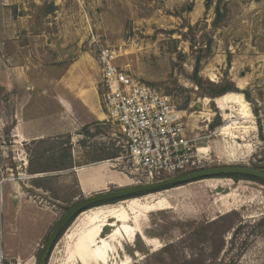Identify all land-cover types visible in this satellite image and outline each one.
<instances>
[{
	"label": "rangeland",
	"instance_id": "374dc122",
	"mask_svg": "<svg viewBox=\"0 0 264 264\" xmlns=\"http://www.w3.org/2000/svg\"><path fill=\"white\" fill-rule=\"evenodd\" d=\"M208 1L207 9V0H24L27 31L45 34L37 40L41 55L54 48L45 60L72 64L66 78L73 82L85 69L99 92L102 115H77L72 133L24 145L5 138L0 248L7 254L36 264L50 233L75 204L145 184L103 102L100 47L116 50L120 67L173 97L189 135L208 147L205 168L264 171V0ZM227 92L244 94L250 121L240 119L234 105L217 107L215 98ZM233 212L229 232L222 225L207 227ZM28 213L45 226L31 227ZM203 228L212 230L213 239L190 248L185 240ZM93 229L99 235L91 243L85 233ZM168 245L182 258L203 256L204 264H264V185L210 177L93 207L56 240L46 264H171L161 253Z\"/></svg>",
	"mask_w": 264,
	"mask_h": 264
},
{
	"label": "crops",
	"instance_id": "0c3cea01",
	"mask_svg": "<svg viewBox=\"0 0 264 264\" xmlns=\"http://www.w3.org/2000/svg\"><path fill=\"white\" fill-rule=\"evenodd\" d=\"M23 3L24 0H0V139H4L0 147L6 143L5 138H13V146H19L72 133L77 115H102L99 92L85 69L83 75L79 74L82 79L75 81L73 77V82L66 78L73 74L72 64L65 68L55 59L50 63L45 60L55 55L54 48L41 55L37 40L45 34L27 31L26 18L21 13ZM217 98L216 105L221 109ZM253 117L251 112L249 119ZM4 147L8 148L7 143ZM25 219L38 230L45 226L30 213Z\"/></svg>",
	"mask_w": 264,
	"mask_h": 264
},
{
	"label": "built area",
	"instance_id": "2783aa9c",
	"mask_svg": "<svg viewBox=\"0 0 264 264\" xmlns=\"http://www.w3.org/2000/svg\"><path fill=\"white\" fill-rule=\"evenodd\" d=\"M117 56L116 50L100 47L103 102L118 127L129 163L144 174L145 183L204 169L206 151L189 135L184 111L177 108L171 95L120 67ZM0 264L29 262L10 256L1 247Z\"/></svg>",
	"mask_w": 264,
	"mask_h": 264
},
{
	"label": "water",
	"instance_id": "95a60500",
	"mask_svg": "<svg viewBox=\"0 0 264 264\" xmlns=\"http://www.w3.org/2000/svg\"><path fill=\"white\" fill-rule=\"evenodd\" d=\"M233 174L248 175L264 180V171L262 170L247 166L226 165V166L204 168L192 173L178 175L175 177L163 179L160 181H155L152 183H145L141 185L131 186V187L109 191L105 193H99L87 197L84 200L75 204L73 207H71L64 214V216L58 221V223L50 233L46 244L42 248L36 264H46L47 258L49 257L53 245L55 244L59 234L70 221H72L80 213L88 209L104 205L103 203L105 201L112 199H128L140 194L148 193L152 190L163 189L174 185H180L197 179H204V178L218 177V176L224 177L226 175H233Z\"/></svg>",
	"mask_w": 264,
	"mask_h": 264
},
{
	"label": "trees",
	"instance_id": "16d2710c",
	"mask_svg": "<svg viewBox=\"0 0 264 264\" xmlns=\"http://www.w3.org/2000/svg\"><path fill=\"white\" fill-rule=\"evenodd\" d=\"M211 7V3L210 1L207 0V3H206V8H210ZM235 90V89H234ZM255 114H257V111L255 110L254 111ZM259 125V131H260V134L262 135V124L261 122L259 121L258 123ZM86 129V128H85ZM226 176H229L235 180H238L240 178H244V179H248V180H252V181H256V182H259L261 184L264 185V180L262 179H259V178H256V177H253V176H248V175H238V174H233V175H226ZM118 200H121V199H112V200H108V201H105L103 204H107V203H115L117 202ZM235 212L233 213H230L228 215H223L221 217H219L218 219H215L213 221H211L207 227H214L216 229H218V225H222L224 226V231L226 232H229L232 228H234V220H230V218H233L235 216ZM75 219V218H74ZM73 219V220H74ZM72 220V221H73ZM70 221L66 227H64V229L61 231V233L59 234L58 238L59 239L61 237V235L64 233V231L66 230V228L71 224ZM228 221H230L228 223ZM217 232V231H216ZM212 233V230H208L207 228H203V229H199V230H196V232L193 233V235H195V239H192V237H189L188 239L185 240V243H189V247L190 248H193L195 247L194 246V243H200V242H208V241H211L213 238L210 236ZM223 248V244L221 245H218L217 246V249L215 250L214 252V256L216 255H219V253L221 252V249ZM174 245H168L166 246L161 253H167L169 255V258H170V263L171 264H175L176 262L179 261V264H204V258L203 256L200 257V258H196L194 256H191L189 259H187L186 257H179L178 254L175 253V251H177V248H175L174 251Z\"/></svg>",
	"mask_w": 264,
	"mask_h": 264
},
{
	"label": "bare ground",
	"instance_id": "6f19581e",
	"mask_svg": "<svg viewBox=\"0 0 264 264\" xmlns=\"http://www.w3.org/2000/svg\"><path fill=\"white\" fill-rule=\"evenodd\" d=\"M217 102L221 107V109H226L228 106H233V105L236 106L238 109L237 113L239 115V118L243 119L244 121L250 120L249 119L251 117L250 107L248 105V102L245 100L243 93H238V92L225 93L224 95L217 98ZM207 149L208 147L203 146V151L204 150L206 151ZM98 235L99 233L97 229L89 230L87 233H85V236L87 237L88 241H90L91 243H94L93 241L97 239Z\"/></svg>",
	"mask_w": 264,
	"mask_h": 264
}]
</instances>
